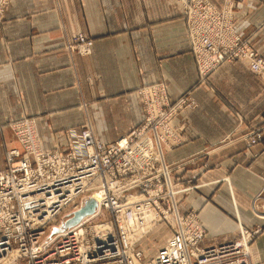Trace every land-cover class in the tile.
Returning a JSON list of instances; mask_svg holds the SVG:
<instances>
[{
    "label": "crops",
    "instance_id": "obj_1",
    "mask_svg": "<svg viewBox=\"0 0 264 264\" xmlns=\"http://www.w3.org/2000/svg\"><path fill=\"white\" fill-rule=\"evenodd\" d=\"M235 2L238 32L264 54V0ZM78 32L94 39L93 53L70 58L64 35ZM216 74L218 89L231 97L247 121L262 122L264 79L243 62L223 65ZM197 79L177 0H12L1 23L0 126L7 135L10 121L27 113L36 118L47 149L64 143L54 130L83 122L79 96L100 109L101 139L115 141L130 123L143 118L135 94L130 95L137 87L164 80L175 99ZM196 97L200 107L176 119L190 122V140L170 152L169 161L210 150L236 124L228 102L208 91ZM5 135L0 131L2 156ZM210 157L208 169L202 157L185 168L187 177L203 186L182 203V212L199 208L209 235L232 239L240 221L253 222L249 203L264 185V141L251 148L239 141ZM2 166L0 160V170ZM253 257L264 262V234L253 245Z\"/></svg>",
    "mask_w": 264,
    "mask_h": 264
},
{
    "label": "rangeland",
    "instance_id": "obj_2",
    "mask_svg": "<svg viewBox=\"0 0 264 264\" xmlns=\"http://www.w3.org/2000/svg\"><path fill=\"white\" fill-rule=\"evenodd\" d=\"M177 1L182 8V14L186 27V40L193 54L194 63L198 73L197 81L175 99L172 98L169 92L168 84L164 80L137 87L135 92L130 93V95L135 94L136 99L142 107L143 118L138 123H130L127 133L121 135L115 141H103L101 139L97 123V117H99L98 113L100 109L91 107L90 102L84 99L83 95L79 96L83 122L65 130H54V134L57 133L58 138L64 139V143H60V141L54 147L48 149L45 148V150L55 151L58 149L62 157L66 156V159L70 157L73 158V148L75 144V140L73 141V139L76 137L75 134L83 135V133L90 128L99 136L101 141L105 143V151L107 152H109V146L113 144L118 145L122 137L129 138L135 136L136 133L140 138L153 136L156 148L160 147L163 153L159 163L155 165L156 169L158 166H161V174L159 176L160 180L158 181L157 178L154 179L151 177V175H155L157 173L156 170H153L152 173L144 177L146 181L150 182L151 180H154L156 182L148 185L149 187L152 186L151 189L141 188L140 186L133 189H124L122 196L138 194L141 201L145 199L149 200V202L153 203L156 208L158 207L157 212L162 219L160 220L161 222L159 221L160 227L150 230L149 233L143 236L141 241L133 246L132 250H128L129 257L132 258L134 254L136 255L140 253L142 256L140 258L141 260H138V262H140V264H148L152 261V257L156 255L158 250L164 247V244L170 235L177 234L182 230V227H186V224L183 221L189 220L190 217L195 216L199 226L205 230L204 236L197 243L196 248L204 249L207 247H220L224 243L231 241L236 242L244 239L243 233L244 231H247L251 234V238L248 244L250 247L249 254H244V256H247L246 258L248 259L246 263L264 264L262 261H256L253 257V245L256 240L264 234V185L261 190L250 199L249 211L253 218V222L251 224H246L240 221L239 232L236 237L232 239L221 240L218 237L209 235L207 228L200 218L199 208L191 206L188 211L182 212V203L193 191L200 190L203 186V183L194 182L192 178L187 177L185 173L186 167L189 165H195L196 161L202 157L204 158L203 167L208 169L211 167V157L209 158V156L217 151H220L222 148L231 146L239 141H244L246 147L251 148L264 141V120L256 125H252L248 122L246 117L243 115V112L234 106V102L231 97L218 89L216 80V72L223 65L236 62L245 63L252 72L258 74L262 79H264V70L260 71L253 68V60L264 62V54L254 45L250 37H243L238 32L237 19L234 11L236 0H223L222 5H217L212 0ZM11 2L12 0H0V7L4 8V12L2 13L0 19V28L7 8ZM208 8L212 9L210 16L216 18L217 20L210 19L209 28L205 23L206 28L205 30L202 28V32L198 29L200 15L205 16V12H207ZM218 28L229 31L233 40L230 38L224 39L223 35H219L218 31H214L213 35L215 38H212L209 31L217 30ZM80 36L85 37V43L80 41ZM204 36L206 37L205 40ZM64 37V48L70 55V58H73L74 55L89 56L93 53L95 41L86 33L78 32L73 35L65 34ZM198 38L207 42V46L211 45L208 51L204 48L203 49L206 50V52L200 49ZM88 43H90L89 49L82 47L83 44ZM251 55L253 59L251 58ZM202 91L213 93L218 96L219 99L228 102L230 104L228 108L232 115L236 118V124L234 128L222 139L210 145V150L205 148L204 152L200 151L194 155L188 156L187 158H181L178 161H169V153L174 149L185 145L190 140V136L186 132V127L189 126L190 122L187 118H183L182 123H177L176 119L185 117V115L189 116L190 112L195 111L200 107V100L196 97V94ZM126 100L129 102L128 99ZM154 102L157 104L165 103L166 105L165 112L159 117H156V115H153L150 112L149 106ZM162 107L163 104L161 108ZM24 120L34 122L37 121L35 117L26 113L21 118L10 121L7 135H5V127L0 126V131L5 135L2 140V147L4 148L2 149L5 150V153L3 156L0 155V160L1 162H4L5 166H2L3 169L0 170V173L5 171L9 166L8 154L12 148L19 147L23 153L25 151L20 144V139L14 126L17 122ZM164 124L166 127H164ZM74 156L76 157L77 164H83L77 151ZM113 160L114 157L110 162ZM121 160L122 158H119L117 161ZM117 161L113 162L114 169H112V167L109 169L106 168L105 176H101L96 179L86 190L78 194V196H76L73 200L69 201L54 219L38 229H31L33 233H42L38 240L33 241L36 244V251L38 250L35 262L30 261L29 257L22 256L17 262H15V264H38L40 263L38 261H46L47 264H81V262H79V250L76 241H74L71 251L69 252L71 257L70 259L73 260L72 263L66 262L67 259L60 254L62 251L61 247L64 242L67 240L66 243H71L74 240L72 229L75 227L78 228L77 225L70 227L66 226L65 222L69 218L73 217L75 211L84 206L85 201L89 197L96 199V194L105 188L104 184L106 181L110 183L112 175H116L117 180L123 181V179H132L134 176L139 174L137 173V169L123 171L122 166L124 160H122L119 164ZM140 174H144V172L142 171ZM229 179V176L225 177V180ZM161 185L162 187L160 189ZM171 185H173V188L170 187ZM120 189L121 188H118L117 191H114L109 188L110 197H118L121 192ZM157 190H159V192L155 193ZM135 202L128 203L130 204ZM165 215H168L171 220H176V225H174L172 221L168 219V216ZM84 219H87V225H97L102 222L110 221L115 222L116 225H118H115V229L121 227L118 224V219L115 213L113 214L111 210L107 209L99 211L98 205L94 213L84 216L78 224H80ZM255 220L260 222H254ZM242 228H244V230ZM70 229L72 232L69 233V236H64L63 233ZM118 233H120V230ZM17 243H19V240L13 239L12 247L16 250L21 247V243L19 245ZM31 244L32 241H29V247H31ZM109 244H113V241H110ZM191 246L193 247V245ZM105 251L106 250H92V252L89 253L91 259L88 264H120L119 256H105ZM138 251L140 252L138 253ZM112 252V254H114V249ZM192 258L197 262L195 256H192ZM234 259L236 258H232V260ZM2 262L3 259H1L0 264H4L6 261Z\"/></svg>",
    "mask_w": 264,
    "mask_h": 264
},
{
    "label": "built area",
    "instance_id": "obj_3",
    "mask_svg": "<svg viewBox=\"0 0 264 264\" xmlns=\"http://www.w3.org/2000/svg\"><path fill=\"white\" fill-rule=\"evenodd\" d=\"M3 12L4 8L0 7V19ZM211 13L212 9L208 8L205 16L200 15L199 30L202 31V28L205 30V23L209 28L210 19L217 20L210 16ZM214 31H218L224 39L233 40L229 31L219 28L209 31L212 38H215ZM201 38H198L199 47L206 52L211 45L207 46V42L204 41L205 36L204 40ZM80 41L85 43V37L80 36ZM82 47L89 49L90 43L83 44ZM253 61L254 69L264 70V62ZM162 104L163 107L161 108ZM149 109L153 115L159 117L165 112L166 105L165 103L157 104L154 102L149 106ZM32 123L35 122L24 120L14 125L20 144L25 151L23 153L19 147L12 148L8 154L9 166L0 173V260L6 261L4 264H15L20 257L26 256L30 258V261L35 262L38 250L36 251V244L33 241L38 240L42 233H33L31 229H38L54 219L69 201L86 190L96 179L105 176L106 168L112 167L114 169L113 162L122 158L124 160L123 171L137 169L139 174L132 179H123V181L117 180L116 175H112L110 183L106 181L105 188L96 194L98 210H111L113 214H116L118 224L121 227L115 229L116 223L110 221L97 225H87L88 221L84 219L77 225L78 228L72 229L74 240L71 243H66V240L61 247L60 254L67 259L66 262L72 263L73 260L70 259L69 252L74 241H76L81 264L89 263L91 259L89 253L92 250H106L105 256H119L120 264H140L138 262L142 256L140 251H138L139 254H134L132 258L128 254V250H132L140 239L138 241L133 240L132 232L135 229L131 228L127 222H130L132 216H135L140 223L141 221L144 223L146 219L148 221L155 219L160 225L162 218L157 212L158 207L156 208L149 200L141 201L138 194L122 196V192L124 189H133L138 186L151 189L152 186L149 187L148 185L156 182L154 180L146 181L144 177L152 173L153 170H156L157 173L151 177L160 180L161 166L156 169L155 165L159 163L163 153L160 147L156 148L154 137L140 138L137 133L129 138L122 137L118 145H110L109 152H107L105 151V143L90 128L83 135L75 134L76 137L74 136L73 139L75 144L74 148L72 147L74 150L73 158L66 159V156H61L58 149L55 151L45 150L39 131L36 136L30 127ZM35 126L38 130L36 123ZM164 127H166L165 124ZM34 137H37L40 143L35 144ZM76 151L83 164L76 163L74 156ZM113 157L114 160L110 162ZM122 160L117 161L118 164ZM142 171L144 174H140ZM161 187L162 185L160 189ZM170 187L173 188V185ZM109 188L114 191L121 188L118 197L111 198ZM128 202L135 203L129 204ZM168 219L171 220L169 216ZM171 221L176 225V220ZM183 222L186 227H182V230L177 234L170 235L164 247L158 250L148 264H247L248 259L244 254H249L250 251L248 244L251 234L249 232L244 231V239L224 243L221 245L222 247L199 249L196 246L204 236V228L199 226L195 216ZM106 223L111 224L112 228L109 229L108 234L102 236L100 227ZM242 229L244 230V228ZM119 230L120 233H118ZM71 232L70 229L63 235L69 236ZM13 239L19 240L18 245L21 243V247L17 250L12 247ZM29 241H32L31 247L28 245ZM110 241H113V244H109ZM113 249L114 254H112ZM192 256H195L197 262ZM232 258L236 259L232 260ZM38 262H40L38 264H47L46 261Z\"/></svg>",
    "mask_w": 264,
    "mask_h": 264
},
{
    "label": "bare ground",
    "instance_id": "obj_4",
    "mask_svg": "<svg viewBox=\"0 0 264 264\" xmlns=\"http://www.w3.org/2000/svg\"><path fill=\"white\" fill-rule=\"evenodd\" d=\"M34 135H38V130L36 129V126H35V123H32L30 125ZM33 141L35 144H38L40 143L39 142V139L37 137H34L33 138ZM41 146V145H40ZM142 223V221H141ZM135 216H132V218L130 219V222H127V224L131 227V228H134V232H132V237H133V240H136L138 241H141L142 240V236L143 234H146V233H149L150 230H154L155 228H158L160 227V225L157 223V221L154 219L153 221L151 220H145L144 223L141 224ZM78 225V224H76ZM101 228V232H102V236H105L106 234L109 233V229L112 228V225L109 224V223H106V224H102V226L100 227ZM61 230V229H60Z\"/></svg>",
    "mask_w": 264,
    "mask_h": 264
},
{
    "label": "water",
    "instance_id": "obj_5",
    "mask_svg": "<svg viewBox=\"0 0 264 264\" xmlns=\"http://www.w3.org/2000/svg\"><path fill=\"white\" fill-rule=\"evenodd\" d=\"M98 203L97 200L93 197H89L83 207L75 211L73 217L69 218L66 222V226H74L79 223V221L86 215L92 214L95 212Z\"/></svg>",
    "mask_w": 264,
    "mask_h": 264
}]
</instances>
